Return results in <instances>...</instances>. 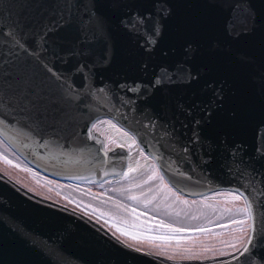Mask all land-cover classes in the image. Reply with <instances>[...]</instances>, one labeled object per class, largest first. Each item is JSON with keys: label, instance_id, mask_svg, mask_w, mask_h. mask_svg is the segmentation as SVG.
Listing matches in <instances>:
<instances>
[{"label": "water", "instance_id": "obj_1", "mask_svg": "<svg viewBox=\"0 0 264 264\" xmlns=\"http://www.w3.org/2000/svg\"><path fill=\"white\" fill-rule=\"evenodd\" d=\"M32 4L37 7H24ZM95 4L107 34L101 32L91 44L76 49L83 55L69 56L67 53L80 39L79 28L89 24L83 12L59 32L49 34L47 42L39 47L33 39L39 37L57 0H0V21L24 12L26 27L33 36L28 40L30 50L67 77L75 89L66 101L71 125L58 130L56 136L48 130L41 142L36 125L28 116L17 113L11 125L5 122L8 131L2 140L27 164L52 179L68 183L117 182L126 178L104 173L127 171V158H117L111 152L105 157L100 144L88 136L94 124L107 119L119 127L139 129L148 145L144 148L146 155L167 148L173 160L169 173L179 167L191 177L180 178L177 184L180 195L187 198L200 199L241 188L247 180L240 172H245L247 179L252 175L258 180L264 178V94L251 80L257 70L264 69V0H169L173 14L164 22L163 32L151 50L145 36L153 27L147 14L155 17L154 0H95ZM252 13L254 19L248 18ZM134 14L146 19L140 28L143 34L121 25L122 18ZM188 42L200 46L194 63L207 70L198 82L186 85L174 81L160 89H148L151 95L146 97L143 91L137 97L119 87L140 85L143 89L157 75L163 76L165 69L173 75L184 60L183 49ZM214 42L219 45L215 50ZM106 47L111 56L107 64L101 62ZM20 55L22 75L56 92L58 81L50 78L42 64L27 52ZM240 56L248 62L241 61ZM79 64L88 66L83 75L76 71ZM210 80L227 81L224 112L203 128L202 144L190 146V158L178 159L176 152L183 155L182 146L188 144L192 127L191 118L177 111L176 105L192 107L207 102L211 92L204 88ZM85 98L87 103H81ZM233 111L237 113L235 119L229 116ZM5 112L11 119L12 111ZM194 114L200 115L196 109ZM150 120L166 127L171 122L175 137L158 141L154 138L157 131L151 127L145 134L143 125ZM185 123L187 128L182 127ZM94 135L105 140L96 131ZM235 148L239 151L232 157L230 152ZM116 152L122 150L116 148ZM136 174L130 172L127 178ZM255 254L264 257V247L256 249ZM208 257L172 261L136 251L83 214L33 194L0 171V264H227L231 260L220 253Z\"/></svg>", "mask_w": 264, "mask_h": 264}, {"label": "snow or ice", "instance_id": "obj_2", "mask_svg": "<svg viewBox=\"0 0 264 264\" xmlns=\"http://www.w3.org/2000/svg\"><path fill=\"white\" fill-rule=\"evenodd\" d=\"M27 7H37L36 4L24 5ZM153 7L156 15L153 18L152 14H147V19L153 20V27L150 33L145 36V40L149 45V50L154 48L163 32L165 27L164 22L169 19L173 14V9L169 4V0H154ZM235 8V5L233 6ZM83 12L84 17L87 18L89 24L87 27L79 28L80 39L75 42L73 49L67 53L69 56L83 55V51L77 52V48H81L85 44H91L96 36H99L101 32L107 34L106 23L104 18L96 11L95 0H88L87 3L84 0H57V6L52 10L50 17L45 22L39 32V37L33 39L32 33L26 27V14L24 12L17 13L16 16L8 17L7 21H0L3 23V27H0V138H2L5 132L8 131V127L5 122L11 125L14 122V118L17 113L26 115L39 129L36 133L40 135L41 142L45 138V132L51 130L53 136L57 135V131H62L65 126L71 125V118L68 108L66 107V101L71 99L74 94V86L69 83L67 77L62 73H59L53 66H49L47 63L40 61L39 55L34 50H30L28 40L33 39V43L39 47H42L47 42L46 38L51 33L59 32L61 29L68 26L75 16L80 17ZM247 15V13H246ZM255 14L252 13L248 18L254 19ZM146 23V19L139 14H134L126 19H121V25L127 30L140 32V28ZM146 31V29H145ZM231 34V33H229ZM110 39V35L108 36ZM219 45L217 43L212 44V49L215 50ZM184 60L177 65L176 71L173 75L169 76L167 69L164 70V75L157 77L148 86H144L143 89L140 85H134L128 87L127 85H120L122 90L133 93L135 96H141L143 91L144 96L151 95L148 89H160L166 84H170L174 81L191 85L198 82L203 76L207 75V70L202 67H197L194 63L196 57L200 54V46L195 45L193 42H188L184 46ZM27 52L29 55L34 56L38 62L42 64V67L49 73L50 78L58 81V88L56 92H52L40 85L33 82L30 76H23L20 71V62L22 60L20 53ZM239 59L243 62H248V58L240 56ZM110 49L105 48V51L101 57V62L107 64L110 63ZM88 66L85 64L77 65L76 71L83 75V72L87 70ZM252 83L256 86L257 90L264 94V69L257 70L251 76ZM227 81L221 80L208 81L204 90L211 92V96L207 102H201L192 107H187L181 104L176 105V109L182 112L186 117H190V124L192 127L191 135L189 136L188 144L182 146V153L176 152L177 158L188 159L191 156L190 146L201 145L202 130L205 126L210 125L213 120L222 115L225 109V86ZM81 103H87V99H81ZM130 102V101H129ZM5 109L12 111V118L10 119ZM194 109L198 110L200 115L194 114ZM229 116L233 119L236 118L237 113L235 111L230 112ZM101 124H107L109 129L118 135L117 141L98 140L94 131L98 129L99 125H93V131H89L88 136L100 144V150L105 157L111 152L117 158H127L126 164L127 171H121L120 173L105 172L104 175H119L123 178H127L130 172H136L144 174L147 170H155L159 174L160 190L161 192L167 188V192L176 197V201L184 205H188L187 200L180 199L181 189L177 187L180 182V178L191 179L186 173L177 167L176 172L169 173V169L172 167L173 160L171 154L166 148L164 152H157L155 154L145 155L144 148L148 145L145 143V136L141 135L139 129L125 128L124 126L118 128L116 124H113L111 120L101 121ZM27 127V125H24ZM151 127L157 131L155 139L163 140L165 137L174 138L175 130L174 125L168 122L166 127L164 124L157 125L154 120H150L148 124L143 125L145 134L147 129ZM182 127L187 128L188 124H182ZM31 131V129H29ZM115 142L116 148L122 150L121 153L116 152V148L109 147L110 143ZM174 143L178 144L179 140H174ZM143 145V146H142ZM133 147L137 149V154L145 161L144 164L140 163L139 159H132ZM175 151V148L172 149ZM239 151L235 148L230 152V156L235 157ZM168 153V154H166ZM6 159V158H5ZM12 163L11 161H7ZM243 163L242 158L239 160ZM135 165V166H134ZM159 166V167H158ZM240 176L247 180L245 185L241 188H234L229 195L233 201H243V207L236 208L235 214L232 219V223L239 225L236 230L242 235L237 238V243H229L228 247L231 249L229 252L221 251V255H228L231 260L227 264H264V257H260L255 254V250L264 247V178L257 179L256 175H252L251 179H247L245 172H240ZM156 176L149 175L148 180L155 179ZM165 179L168 180L171 187L165 184ZM147 183V181H145ZM103 187V185H101ZM175 189V191H173ZM114 191L116 189H113ZM151 191V189H150ZM234 193V194H233ZM167 194L164 196V200H167ZM129 199L136 200V196H130ZM156 199L153 196L151 200L144 201L145 208ZM207 199V198H206ZM164 200L158 203L153 211H158L162 206L166 209L171 208V205H165ZM211 207V205H208ZM133 211H135L133 209ZM230 214L232 209L227 210ZM166 215H172L171 212L166 211ZM175 215L179 217L180 212H175ZM235 216H243L244 219H236ZM195 219V217H193ZM99 222V217H97ZM111 227V226H109ZM160 231L154 236L144 235H131L132 240H148L150 241V247L155 248V252L148 254L163 255L168 260H176L177 258L184 260L192 259H208V253L212 249L207 246L202 247L201 252H193L192 247H181V241L187 239L183 233L187 232V228L173 227L172 224H164L163 221H159L156 226ZM198 232H207L209 229L199 226L194 229ZM120 235H129L125 230L118 229ZM149 232L152 229H148ZM116 232H112L115 237ZM159 241L160 243H155ZM171 241H176L177 250H174L169 254L166 249L171 246ZM123 243L128 247H133L131 244ZM136 251H143V247H135ZM243 258V259H241Z\"/></svg>", "mask_w": 264, "mask_h": 264}, {"label": "rangeland", "instance_id": "obj_3", "mask_svg": "<svg viewBox=\"0 0 264 264\" xmlns=\"http://www.w3.org/2000/svg\"><path fill=\"white\" fill-rule=\"evenodd\" d=\"M101 121L108 120L102 119L98 121L95 125H99V127L95 131L104 136L106 142L108 140L117 141L118 135L114 134L107 124H101ZM113 124L115 123L113 122ZM117 127L120 128L119 126ZM113 146H116L115 142L109 144V147ZM132 153L133 160L139 159L141 164L145 163L144 159L138 156L135 147H133ZM0 157L3 159L6 158V161H11L16 166L25 169L27 174L33 178L35 182H39L38 184L42 187L41 189L32 186L29 182L23 180L20 174L0 166V171L3 174L17 182L26 190L41 198L61 204L83 214L105 228L111 234L112 232H116L117 234L115 237L122 242L126 241L127 244L133 245L134 248L142 246L143 251L146 253L155 252V248L149 246L151 243L150 241L140 240L138 242L132 240L131 237L128 236L122 237L119 235L118 229H125L127 232L132 233V235L154 236L160 231L156 227L159 221H163L164 224H172L173 227L187 228L188 231L183 233L187 239L181 241V247H192L193 252L197 253L200 252L195 250V247L203 245L204 242L206 243L205 240L208 237H214L217 238V240L218 238H225L229 240L228 243H236L238 242L237 238L242 235L240 232L236 231L240 226L232 223V219L236 208L243 207V201H233L229 195L230 192H220L200 199L187 198L180 195L181 200H187L189 202L188 205H184L177 202L176 197L167 192V188L161 192L159 174L156 173L155 170H147L144 174L138 173L117 182H105L102 184L68 183L52 179L38 172L21 159L2 138H0ZM149 159L151 158L149 157ZM149 175H154L156 178L148 180ZM145 181H147V183H145ZM165 184L168 183L165 181ZM101 185H103V187H101ZM113 189L116 190L114 191ZM52 191L56 193L54 194ZM166 194L168 198L164 200ZM130 196H136L139 203L136 200L129 199ZM153 196H156V199L145 208L144 201L151 200ZM162 200H164L165 205H171V208L166 209L162 206L158 211H153L155 206ZM208 205H211V207H208ZM133 209L135 211H133ZM228 209H232L231 214L227 211ZM166 211L171 212L172 215H166ZM177 211L180 212L179 217L175 215ZM97 217H99V222L97 221ZM193 217H195V219H193ZM235 218L244 219L243 216H235ZM108 222H111L117 231L109 227L111 225H109ZM199 226H203L209 229V231H195L194 229ZM148 229H152V231L149 232ZM157 242L159 241L155 243ZM170 243L172 250H174L173 247L177 246L176 241H171ZM166 250L170 249L167 248ZM229 250L231 249L227 246L226 249L210 251L203 255L209 256ZM167 252L169 254L172 253L171 250ZM156 256L166 259L163 255ZM195 260L198 259L181 260L177 258L172 261Z\"/></svg>", "mask_w": 264, "mask_h": 264}, {"label": "bare ground", "instance_id": "obj_4", "mask_svg": "<svg viewBox=\"0 0 264 264\" xmlns=\"http://www.w3.org/2000/svg\"><path fill=\"white\" fill-rule=\"evenodd\" d=\"M0 166L3 167V168H5V169H9L12 172L14 171L15 173L20 174L22 176V177L21 176L20 177L23 180H25L26 182H29L32 186L39 187V188L42 189V187L40 186V184H38L39 182H37V181L35 182L34 179L31 178L27 174V172H26L25 169L20 168V167L16 166L13 163H8L5 159H3L1 157H0ZM52 193L55 194L56 192L52 191ZM108 223H109V225H111L112 228H114L113 227V224L111 222H108ZM118 233L120 235V232H118ZM127 233H129V232H127ZM131 235H132V233H129V235H121V236L122 237H125V236L131 237ZM144 241H147V240L145 239ZM205 241H206V243L204 242L203 245H200L198 247H195L196 248L195 250H197L198 252H201L202 247L207 246L208 248L212 249V251H217V250H220V249H226L227 246H228V244H229L228 243L229 240L228 239H225V238H218V240H217V238L208 237ZM157 243H159V242H157ZM184 247H187V246H184ZM173 248H174V250H177V246H174ZM198 248H199V250H198ZM168 249H170L172 252L174 251V250H172V246H170ZM170 250H166V251H170Z\"/></svg>", "mask_w": 264, "mask_h": 264}]
</instances>
